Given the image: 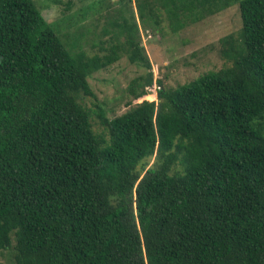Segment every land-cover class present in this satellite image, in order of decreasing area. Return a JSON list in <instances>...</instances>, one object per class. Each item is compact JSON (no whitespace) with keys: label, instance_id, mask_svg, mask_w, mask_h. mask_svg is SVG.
<instances>
[{"label":"trees","instance_id":"trees-1","mask_svg":"<svg viewBox=\"0 0 264 264\" xmlns=\"http://www.w3.org/2000/svg\"><path fill=\"white\" fill-rule=\"evenodd\" d=\"M233 4L222 67L175 87L153 77L139 25L165 15L177 32ZM138 9L89 55L33 0H0V249L13 237L15 264H264V0ZM124 53L146 73L108 118L82 100Z\"/></svg>","mask_w":264,"mask_h":264},{"label":"rangeland","instance_id":"rangeland-1","mask_svg":"<svg viewBox=\"0 0 264 264\" xmlns=\"http://www.w3.org/2000/svg\"><path fill=\"white\" fill-rule=\"evenodd\" d=\"M33 1L42 15L58 28L61 39L70 49L77 51L81 48L91 55L103 54L105 51L99 49L100 40H106L111 34L123 29V25L111 24L112 21L121 24V14L133 16L139 22L138 6L145 0ZM142 10L148 11L147 7ZM162 19L158 30L151 25H139V36L150 60L153 77L171 87L222 67L226 60L219 54V39L229 33H236L241 26L238 4L207 15L200 21L187 22L177 32L167 26L165 15ZM119 38L120 41L125 40V35ZM145 73L146 68L142 64L131 62L128 54L124 53L117 61L88 77L95 97L87 96L82 101L90 108L98 104L108 118L116 117L136 104L137 101L128 91V85L133 78ZM148 95H153V99L147 98ZM143 99L157 100L156 93H149ZM91 122L94 131L101 133L103 126L97 115L92 113ZM13 243L12 237L10 245L0 249L1 264H15Z\"/></svg>","mask_w":264,"mask_h":264},{"label":"built area","instance_id":"built-area-1","mask_svg":"<svg viewBox=\"0 0 264 264\" xmlns=\"http://www.w3.org/2000/svg\"><path fill=\"white\" fill-rule=\"evenodd\" d=\"M156 89H158V86H156Z\"/></svg>","mask_w":264,"mask_h":264}]
</instances>
